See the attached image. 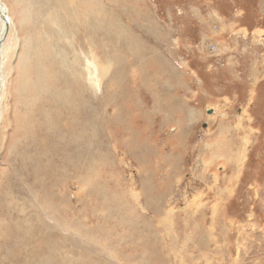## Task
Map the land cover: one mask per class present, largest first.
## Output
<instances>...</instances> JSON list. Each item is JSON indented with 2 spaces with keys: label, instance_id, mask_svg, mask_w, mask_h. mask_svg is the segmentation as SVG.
I'll return each instance as SVG.
<instances>
[{
  "label": "rangeland",
  "instance_id": "rangeland-1",
  "mask_svg": "<svg viewBox=\"0 0 264 264\" xmlns=\"http://www.w3.org/2000/svg\"><path fill=\"white\" fill-rule=\"evenodd\" d=\"M0 1V264H264V0ZM177 109L230 128L238 179L218 201L228 155L192 146L157 235L145 130Z\"/></svg>",
  "mask_w": 264,
  "mask_h": 264
},
{
  "label": "crops",
  "instance_id": "crops-1",
  "mask_svg": "<svg viewBox=\"0 0 264 264\" xmlns=\"http://www.w3.org/2000/svg\"><path fill=\"white\" fill-rule=\"evenodd\" d=\"M250 70L251 69H248L249 72L247 74L249 76L252 74V77L256 76V73L250 72ZM177 107L182 109V105H178ZM184 112L185 114L183 115L182 112L177 109L175 114L171 117V122H163L161 121L162 118L157 117L158 122H152L149 126L147 125L145 130L146 142L150 152H147V149L144 150L149 153V155L147 156V165L145 167L148 176L143 177H145L146 184L149 188V195L156 196L155 199L148 202L149 204H153V206L149 207V210L160 211L158 215H155L151 219V228L156 231L157 235L162 232L166 220H172V215L167 213V209L171 208L169 206H171L173 199H175L176 196H180L184 190V187H180L182 178L181 172L185 165L187 150H190L192 146L198 147L200 162L204 167L214 165L216 164L215 162L219 160L224 161V157L218 156L220 151H224V153L228 155L220 170L222 176H218V179H221V185L217 189V195H215L218 201L222 203L228 201L235 182L238 179L236 175L232 174V171L234 172L238 167V160L240 157L238 150L240 143L239 139L237 137L230 138L228 136L226 130L231 131L229 127L216 124V127L213 129L215 131V139H212L213 135L210 139L204 138L207 134L205 132L199 135V137H195L194 140H191L193 130L189 128L188 120L190 122L194 118H198L199 120V114ZM186 115L188 120L184 119ZM227 125H231V123H227ZM156 131L158 134L155 135L153 139V147L150 146V139ZM155 146H157V148H155ZM201 147L202 153L200 154ZM195 205L194 214L198 212L199 207L203 206L205 208L208 202H198ZM180 210L177 214H181ZM160 214L164 216H159ZM178 218H180L179 215ZM208 224L213 227V222ZM165 237L168 240V246H170L174 238L168 233L165 234ZM157 240L163 245L159 238H157ZM162 248H164V246ZM174 250V247L170 248L168 253L172 255ZM189 257L191 256L189 255ZM172 263H174V260H172Z\"/></svg>",
  "mask_w": 264,
  "mask_h": 264
},
{
  "label": "bare ground",
  "instance_id": "bare-ground-1",
  "mask_svg": "<svg viewBox=\"0 0 264 264\" xmlns=\"http://www.w3.org/2000/svg\"><path fill=\"white\" fill-rule=\"evenodd\" d=\"M86 0H75V3H77L78 5L75 4V8L76 7H79V3L81 2H84ZM54 3V2H53ZM52 3V4H53ZM5 4V3H4ZM3 4V2L0 1V39L4 37L5 39V36L7 35L8 33V26L5 24L6 20L7 22H9V15H8V9L7 7ZM34 4V2H33ZM49 6H51V1L50 0H46V5L44 4L40 10H36V12L38 11H43L45 12L46 8H48ZM36 7H38V4L36 5ZM74 8V11L76 10ZM45 10V11H44ZM80 12V11H79ZM33 17V15H31V18ZM64 21V20H63ZM62 24V23H61ZM68 24V23H67ZM65 27V26H64ZM53 31V30H52ZM63 31V30H62ZM58 34V32H56ZM55 35V34H53ZM3 44V43H2ZM2 44L0 46V67H1V64H2V61H3V55H2V52H3V49H2ZM53 44L52 42L49 43V45ZM28 56H31L30 54ZM27 56V58H28ZM33 63V62H32ZM0 79H1V73H0ZM1 81V80H0ZM216 242V241H215ZM91 245V244H90ZM88 246V245H87Z\"/></svg>",
  "mask_w": 264,
  "mask_h": 264
},
{
  "label": "trees",
  "instance_id": "trees-1",
  "mask_svg": "<svg viewBox=\"0 0 264 264\" xmlns=\"http://www.w3.org/2000/svg\"><path fill=\"white\" fill-rule=\"evenodd\" d=\"M245 4H247V5H241V7L243 8V9H245L247 12H249L252 8H255V6L254 5H248V3H247V1H244V0H242ZM249 6H250V8H249ZM255 10V9H254ZM256 17V16H255ZM253 19H254V21L253 22H247V23H245V24H243V26H245L246 28H248L249 29V27H251V25L252 24H255V25H259V26H262V27H264V22H262V24L260 23V21H263V20H258L257 18H254L253 17Z\"/></svg>",
  "mask_w": 264,
  "mask_h": 264
},
{
  "label": "water",
  "instance_id": "water-1",
  "mask_svg": "<svg viewBox=\"0 0 264 264\" xmlns=\"http://www.w3.org/2000/svg\"><path fill=\"white\" fill-rule=\"evenodd\" d=\"M5 24L8 26V22H7V20H6ZM3 41H4V37L0 39V46H1V44L3 43ZM208 113H210V111H208ZM204 125H205V124H202V126H204Z\"/></svg>",
  "mask_w": 264,
  "mask_h": 264
},
{
  "label": "built area",
  "instance_id": "built-area-1",
  "mask_svg": "<svg viewBox=\"0 0 264 264\" xmlns=\"http://www.w3.org/2000/svg\"><path fill=\"white\" fill-rule=\"evenodd\" d=\"M212 46H214V45H212ZM217 46H218V44H217Z\"/></svg>",
  "mask_w": 264,
  "mask_h": 264
}]
</instances>
